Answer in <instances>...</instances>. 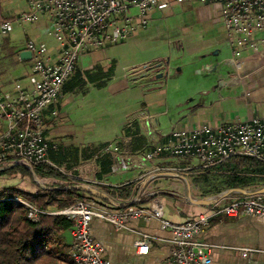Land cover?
<instances>
[{
    "label": "crops",
    "instance_id": "crops-1",
    "mask_svg": "<svg viewBox=\"0 0 264 264\" xmlns=\"http://www.w3.org/2000/svg\"><path fill=\"white\" fill-rule=\"evenodd\" d=\"M14 4L15 8L8 11L0 0V20H12L0 38V89L6 96L15 94L17 86L29 93L34 90L35 50L44 51L52 61L58 59L59 52L48 16L42 15L32 24L15 21L28 10V4L26 0H15ZM220 8L196 0L167 1L154 7L147 24L127 40L83 53L56 103L44 111L50 145L47 164L67 180H40L46 184L42 186L85 183L105 194L85 193L98 206H113L110 195L127 203L144 173L142 164H151L143 153L169 141L173 130L263 116L264 49L258 54L247 50L235 57ZM199 24L205 26L207 41L194 47L187 32ZM172 27L178 32L170 34ZM25 50L32 51L31 58H21ZM159 73L164 74L162 78ZM176 162L169 160L167 164ZM147 185L148 190L160 194L164 217L173 222L195 218L207 210L204 204L187 200L189 187L178 182ZM128 186L131 188L119 195L118 190ZM192 187L194 198L204 197ZM260 188L264 185L242 189L249 192ZM90 230L103 244L104 257L111 264H177L169 258L171 245L167 240L171 232L157 219L130 220L123 229L94 219ZM142 233L163 240L151 243L149 253L139 254L135 241ZM63 237L70 247L71 229ZM199 238L214 245L210 264H264V217L215 216ZM242 247L252 249L251 257L241 255Z\"/></svg>",
    "mask_w": 264,
    "mask_h": 264
},
{
    "label": "built area",
    "instance_id": "built-area-1",
    "mask_svg": "<svg viewBox=\"0 0 264 264\" xmlns=\"http://www.w3.org/2000/svg\"><path fill=\"white\" fill-rule=\"evenodd\" d=\"M26 1L28 10L14 20L32 24L42 15H47L53 23L58 59L52 61L44 51L35 50L32 60L37 80L32 93L17 86L15 94L6 96L0 89V123L3 125L0 128V169L16 161L27 163L32 168L49 162L50 145L45 135L44 111L56 103L63 84L71 77L83 53L127 40L138 27L147 24L149 12L161 3L191 0ZM196 1L203 5H220L222 24L235 57H241L247 50L258 54L264 49V0ZM11 25L12 20H0V38ZM171 137L143 153L144 159L151 164H142L144 173L137 180L127 203L110 195L109 201L113 206L109 207L98 206L85 198L63 208L50 206L41 210L23 197L7 199L24 206L27 216L33 221L46 213L63 215L73 222L68 264H111L104 257L103 244L91 234L90 224L94 219L109 222L116 229L128 228L130 220L157 219L171 232V238L167 240L171 245V261L177 264H210L214 245L199 236L205 232L211 219L237 215L264 217V188L204 196L209 200L205 205L206 212L182 222H173L164 217L160 194L148 190L147 184L162 177L182 178L186 180V187H191V182L185 178L189 172L200 175L233 157H247L264 163V115L217 126L175 129ZM172 158L179 159V163L167 164ZM194 158L200 163L180 165L181 161L188 162ZM161 240L142 233L135 241L136 251L147 254L150 244ZM240 252L243 257L252 255L250 248L242 247Z\"/></svg>",
    "mask_w": 264,
    "mask_h": 264
},
{
    "label": "trees",
    "instance_id": "trees-1",
    "mask_svg": "<svg viewBox=\"0 0 264 264\" xmlns=\"http://www.w3.org/2000/svg\"><path fill=\"white\" fill-rule=\"evenodd\" d=\"M229 160L232 163L228 165V169L232 171L250 167V161L254 159L233 157ZM260 163L256 161V165L252 167L258 168ZM9 173H22L30 178L36 175L42 181L67 180L58 169L47 163L34 165L32 169L17 164L9 170L1 171L0 176ZM240 174L242 173H236L235 176L242 177ZM236 182L234 186L227 184L221 188H213L208 194H217L226 187L242 189L249 185L248 181L242 182L240 178ZM64 187L67 186L43 188L38 192H28L13 186L0 190V264H60L56 257L57 253L65 257L62 264L69 263L70 247L65 242L63 233L72 228L73 222L63 215L46 213L40 214L39 219L33 221L27 216V209L24 206L7 199L13 196L23 197L41 210H46L50 206L63 208L86 198V192L74 188L64 189ZM130 188L131 186L119 189V195L123 196V191H128Z\"/></svg>",
    "mask_w": 264,
    "mask_h": 264
},
{
    "label": "rangeland",
    "instance_id": "rangeland-1",
    "mask_svg": "<svg viewBox=\"0 0 264 264\" xmlns=\"http://www.w3.org/2000/svg\"><path fill=\"white\" fill-rule=\"evenodd\" d=\"M3 1H4L5 6L9 8L8 11H12L15 8L14 7L15 0H3ZM205 30L206 29H205L204 24H199V25H196L195 27L190 28V30L187 32V34L190 35V37L192 38L194 47L195 45L200 44L203 41H207L205 39L206 37H204V36H207ZM176 32L178 31L175 27H172L171 29H169L170 34H175ZM180 32L183 34L185 31L181 29ZM170 51L171 49L167 50L168 54ZM226 123H229V122H226ZM226 123L221 122V124H226ZM2 126H3L2 123H0V128ZM170 160L177 161L179 159L172 158ZM181 162H183L184 165L188 163L197 165L200 163V161L197 158L191 159L188 162H186L185 160ZM250 162H251L250 167H245L242 170L230 171L228 169V165L232 162L229 160L223 164L218 165L214 169L205 171L204 173L200 175L198 174L194 175L192 172H189V175H186L185 178L188 179V182H191L192 186L194 187V188L192 187V189L197 192H199L200 190L203 196H206L210 192V190L213 188L214 189L221 188L227 184H229L230 186L236 185L237 184L236 180L238 178H240V181L242 182L248 181L249 186L264 185V163L259 162L260 165L258 166V168H256V167H252L253 165L254 166L256 165V160H251ZM176 164H178V162H176ZM236 173H242L240 174V176L242 177L235 176ZM171 181L178 182L185 187L187 186L186 180L185 179L183 180L182 178H176V180H171L168 178H158L152 182V185L153 186H159L161 184L168 185ZM42 185H46V184L41 182L40 180L38 182L34 180V178H30L29 176L24 175L22 173H9V174L0 176V190L13 186V187H18L28 192H32V191L36 192V191L42 190L43 188H46V187H43ZM56 257L60 264H62L65 260V257L60 253H57Z\"/></svg>",
    "mask_w": 264,
    "mask_h": 264
},
{
    "label": "water",
    "instance_id": "water-1",
    "mask_svg": "<svg viewBox=\"0 0 264 264\" xmlns=\"http://www.w3.org/2000/svg\"><path fill=\"white\" fill-rule=\"evenodd\" d=\"M31 56H32V51L31 50H25V51H23L21 53V58H23V59H29V58H31ZM163 75H164L163 73H159L158 74V77L159 78H162ZM17 164H21V165L25 166L28 169H32V167L29 166L27 163H24L22 161H16V162L11 163L10 165H8L5 168H1L0 169V172L1 171H5V170H9V169H11L12 167H14ZM34 180H36V181L39 182V179H38V177L36 175H34ZM54 188H57V187H54ZM68 188L69 189L70 188H74V189H77V190H81V191H84V192H88V193H90V194H92L94 196H103V197H106L105 194H103L97 188H95V187H93L91 185L85 184V183H79V184H76V185L74 184V185H69L67 187H64V189H68ZM234 190L244 191L243 189H239V188H230V189L224 191V195L229 194V193L233 192ZM188 197L190 198V200L192 202H196L197 204H204V205H206L207 203H209V200L207 198H205V197H203V198L201 197V198H197V199L193 198V196L191 194L190 187H189Z\"/></svg>",
    "mask_w": 264,
    "mask_h": 264
}]
</instances>
